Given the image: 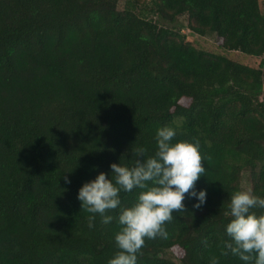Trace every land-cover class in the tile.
I'll use <instances>...</instances> for the list:
<instances>
[{
  "label": "trees",
  "instance_id": "1",
  "mask_svg": "<svg viewBox=\"0 0 264 264\" xmlns=\"http://www.w3.org/2000/svg\"><path fill=\"white\" fill-rule=\"evenodd\" d=\"M120 1L0 0V264H107L118 209L90 228L78 189L133 147L150 154L164 124L200 141L207 201L146 238L137 264H177L166 249L182 264H244L225 249L224 210L244 170L264 193V62L199 48L174 25L187 15L222 49L261 56L260 2Z\"/></svg>",
  "mask_w": 264,
  "mask_h": 264
},
{
  "label": "clouds",
  "instance_id": "2",
  "mask_svg": "<svg viewBox=\"0 0 264 264\" xmlns=\"http://www.w3.org/2000/svg\"><path fill=\"white\" fill-rule=\"evenodd\" d=\"M155 147L149 154L144 146L133 147L127 161L110 163V172L99 171L79 187L77 199L86 209L89 227L97 215L108 224L113 221L109 210L118 209L119 225L114 233L117 251L107 264H137L145 240L166 238V223L177 214L193 213L207 201V189L196 187L206 168L198 139L178 138V128L159 126L154 135ZM70 183V177L65 176ZM135 192L133 201L122 203L121 193ZM186 194L194 198L191 210L185 204ZM223 203V202H222ZM264 193L239 188L227 195L224 231L229 239L225 249L244 264H264ZM211 264H217L215 258Z\"/></svg>",
  "mask_w": 264,
  "mask_h": 264
},
{
  "label": "rangeland",
  "instance_id": "3",
  "mask_svg": "<svg viewBox=\"0 0 264 264\" xmlns=\"http://www.w3.org/2000/svg\"><path fill=\"white\" fill-rule=\"evenodd\" d=\"M260 2V7L262 11H264V0H259ZM123 0L119 2V7H123ZM163 24L164 22L161 21ZM165 24V23H164ZM188 17L187 15H182L179 17V23L173 24L174 26L177 27H182V31L187 34L188 40L195 46L199 48H203L212 52H221L229 57L236 59L240 62H244L247 64H250L252 66H260L262 62H264V54L261 56H251L247 55L239 50H224L222 49L217 41V36L215 33H207L204 35H200L197 33L192 32L189 27H188ZM170 24V26H173ZM241 187L245 189H251L252 190V182H251V177H250V172L249 170H244L242 175H241ZM163 256L172 259L175 261L177 264H182L180 257L178 254L173 251L172 249H166L164 252L161 253Z\"/></svg>",
  "mask_w": 264,
  "mask_h": 264
}]
</instances>
